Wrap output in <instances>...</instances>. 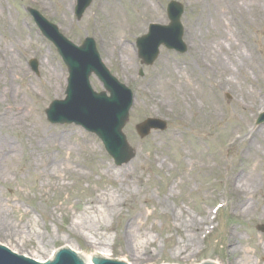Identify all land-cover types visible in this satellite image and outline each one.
I'll return each instance as SVG.
<instances>
[{
  "label": "rangeland",
  "instance_id": "obj_1",
  "mask_svg": "<svg viewBox=\"0 0 264 264\" xmlns=\"http://www.w3.org/2000/svg\"><path fill=\"white\" fill-rule=\"evenodd\" d=\"M0 1L9 7L13 29H16L10 31L4 12L0 13V41L13 45L26 69L25 76H11L9 80L20 91L17 95L22 103L27 102L26 112L42 123L50 138L42 146L44 157L50 156L49 161H44L41 157L27 156L30 147L18 129L0 131V135L6 134L17 146V151L3 165L0 176V244L19 255L38 260L47 259L61 247L71 246L86 253L107 249L110 258L129 264H202L211 260L229 264L227 230L240 229L243 237L250 235L247 222L232 214L229 203L222 205L231 198L227 175L234 167L246 164V159L239 160L246 143L239 142L234 147L238 141L230 144L229 138L233 133H242L246 125L258 127L259 133H264V123H255L264 108L254 105L255 102L264 105V96L259 98L257 92V97L251 101L245 97L246 101L230 88L214 87L216 103L221 108L218 120L210 116L198 120L197 113L190 109L188 120L184 122L177 117L178 112H185L186 106L180 105L187 95L176 91L178 72L166 77L169 86L165 87V100H171L167 109L152 100V94L157 95L148 83L164 57H172L181 64L192 59L189 26L198 15L199 7L192 0H176L184 7L181 22L187 51L179 54L161 47L154 64L145 66L137 56L136 37L146 31L150 22L168 23L166 6L170 0H114L121 10V18L113 22L110 0H93L80 20L73 14L75 0L69 5L63 0H46L45 3L43 0ZM28 7L37 9L55 23L75 44H81L85 37H92L105 66L133 91V105L122 129L134 149L130 161L116 165L100 139L82 127L47 121L44 111L50 101L65 96L68 72L55 46L35 25L27 12ZM114 34L123 36L132 50L127 61L119 60L120 55L113 49H108L109 55L103 52L105 40L108 42ZM252 41L257 60L263 66L261 71L246 74V83L251 79L253 85L250 87L259 89L264 85V35L253 33ZM32 58L38 61L37 74L28 65ZM47 60L55 64L62 75L57 93L47 84L48 76L43 68V62ZM139 69L143 70L142 76ZM90 82L94 90H103L94 75L90 76ZM237 95L239 99L235 98ZM197 99L203 111H208L203 99L200 96ZM247 102L254 105L253 108L244 107ZM147 117L166 120L167 128L140 138L134 125ZM197 126L203 127L204 131L194 130ZM85 140L93 143V152L84 150L82 143ZM223 158L228 160V166ZM107 166L112 167L113 175L107 173ZM125 180L129 181L131 193L128 197L115 193L114 198L121 201L115 213L88 215L93 219L95 214L98 215L99 225L95 229L103 244L90 243L91 235L78 224L79 219L85 217L83 210L87 200L103 186L110 192L116 191V187L125 185ZM218 205H221L219 210ZM201 211L209 212L210 221L204 225L203 233L193 247L179 252L174 243L191 234L184 231L183 213L189 212L200 218ZM129 215L137 218L135 226L142 225L143 233L150 241L146 252L128 247ZM261 225L264 224L254 225L251 230L264 234ZM7 230L11 231L10 235L5 233ZM251 259L252 263L264 264L259 256L253 255Z\"/></svg>",
  "mask_w": 264,
  "mask_h": 264
},
{
  "label": "bare ground",
  "instance_id": "obj_2",
  "mask_svg": "<svg viewBox=\"0 0 264 264\" xmlns=\"http://www.w3.org/2000/svg\"><path fill=\"white\" fill-rule=\"evenodd\" d=\"M34 1L32 0V2ZM43 1L45 3L46 0ZM71 1L63 0V3L66 2L69 5ZM110 1L109 7L111 15L114 17L112 22L118 21L121 18V10L114 0ZM192 1L199 7L198 15L189 26V35H191L192 40L190 44L192 59L186 64H181L172 57H164L148 83L153 86L158 97L153 93L152 100L157 105L167 109L171 100H165L167 96L165 87L169 86L166 77L178 72V79L175 84L178 89L176 91H183L184 96L187 95L180 105L181 107L186 106L185 112H178L179 116L177 117L187 122L189 110L192 109L197 113L198 120L208 119L209 116L213 120H218L221 115V108L216 103L214 87L218 89L230 88L249 101L257 97V92L259 98L262 94L264 96V85L259 89H253L250 87L253 85L251 79L246 83V74H249L250 71H261L263 66L260 64L261 62H258L255 55L252 34L264 35V0ZM0 9V13L4 12L2 14H4L6 25L12 29L9 30L15 31L9 7L4 6L0 1ZM102 48L106 55L110 54L109 48L116 51L120 55L119 60L126 59L127 61L132 55L131 48L128 47L123 36L119 34H114L108 42L105 40ZM43 68L49 78L46 77L47 84L57 93L59 82L62 79L57 66L47 60L43 62ZM25 75L26 69L20 63L13 45L5 40L0 41V86L3 85L0 90V131L18 129L30 147L27 156L32 159L41 157L45 159L44 161H49L50 156L44 157L42 154L44 153L42 146H45L50 138L44 131L42 123L26 112L27 102L26 104L22 103L19 94L17 95V92L20 91L9 80L11 76L22 77ZM238 95L235 96L236 99H239ZM199 96L203 99L205 106L208 107V111L204 112L201 103H198L197 97ZM238 103H240L239 100ZM254 105L264 108L262 102H255ZM243 106L253 108L249 102ZM194 130L204 131V128L197 126ZM260 131L258 127L253 128L246 125L242 133H233L229 138L230 144L238 141L234 147L239 142L246 143L239 157L240 161L246 159V164L234 167L232 172L227 175L226 181L229 184L231 198L225 204L229 203L232 214L247 222V231L250 233L249 237H243L240 229L229 228L227 230V245L231 253L229 264H255L252 263L251 259L253 255L264 260V234L255 233L251 230L254 225L264 224V133H259ZM82 146L85 151L93 152L95 150L93 143L89 140H85ZM16 151L17 146L10 141L8 136L6 134L0 135V176L4 171L3 165L6 160ZM222 161L226 166L229 165L226 158H223ZM106 171L109 175L114 174L111 166H107ZM138 181L140 182V180ZM124 183L125 185L116 187V191L113 192L108 191L103 186L101 191L93 194L87 200V205L83 210L85 217L80 218L78 224L82 230L91 235L90 243L94 245L103 244L99 239L98 231L95 229L99 225L97 214L110 215L115 213L118 204L121 202L114 198L115 193L121 194L122 197H128L131 193L129 181L125 180ZM92 213H97L94 219L89 217ZM200 215L201 217L197 218L189 212L183 213L184 231L191 234L174 243V247L179 252L191 249L200 233H203L204 225L210 221L209 212L201 211ZM127 219L126 233L129 249L136 248L146 252L149 249L150 241L143 233V226H135L137 225V218L134 216L129 215ZM10 232V230L5 231L7 235H10ZM68 248L83 261V264H93L98 257L109 258L110 256L107 249L86 253L81 248L78 250L71 246ZM51 258L52 255L39 261L42 262ZM210 263L221 264L219 261H211Z\"/></svg>",
  "mask_w": 264,
  "mask_h": 264
},
{
  "label": "water",
  "instance_id": "obj_3",
  "mask_svg": "<svg viewBox=\"0 0 264 264\" xmlns=\"http://www.w3.org/2000/svg\"><path fill=\"white\" fill-rule=\"evenodd\" d=\"M90 3L91 0H78L77 19L81 17ZM30 12L43 34L58 47L70 72L67 97L63 101L51 103L46 110L48 120L54 123L75 121L84 125L102 138L107 151L114 157L116 163L128 161L132 157V150L128 147L120 130L127 120L128 109L132 101L131 93L120 85L101 63L92 39H86L82 47H74L58 33L54 25L48 23L38 12L34 10ZM181 13V6L176 2H171L168 6L171 23L168 26L150 25L148 34L138 39V53L143 63L151 64L155 60L160 44L176 48L180 52L185 51V45L181 41L182 27L179 22ZM32 65L36 68V62L32 61ZM91 72L99 77L111 93L109 98L105 96V93L97 94L91 90L88 81ZM261 121H264V115ZM151 128L164 129L165 124L156 119H147L137 126L141 136L148 134ZM68 249L59 250L55 258L45 264H82L78 256L76 257ZM18 255L0 246V264H39ZM100 258L106 257H98L97 260ZM95 264L125 263L104 259Z\"/></svg>",
  "mask_w": 264,
  "mask_h": 264
}]
</instances>
